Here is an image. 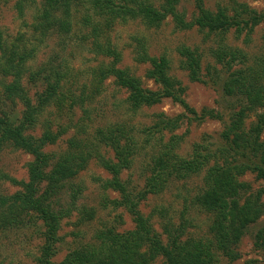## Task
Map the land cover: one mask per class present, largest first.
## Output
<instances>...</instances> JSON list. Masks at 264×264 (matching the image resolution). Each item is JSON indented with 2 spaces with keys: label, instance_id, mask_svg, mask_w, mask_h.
<instances>
[{
  "label": "trees",
  "instance_id": "trees-1",
  "mask_svg": "<svg viewBox=\"0 0 264 264\" xmlns=\"http://www.w3.org/2000/svg\"><path fill=\"white\" fill-rule=\"evenodd\" d=\"M31 2L36 7L34 31L39 39L55 35L66 47L77 31H83L80 42L87 43L90 52L102 60L99 67L91 71L92 86L113 78L129 93L132 115L170 98L184 109L188 118L218 120L223 124V131L216 147L210 149L197 144L191 158H182L175 153L181 137L172 135L168 142H164V132L172 133L178 129L183 116L169 118L160 114L147 128L143 126L135 131L125 124H110L95 131V142L73 135L67 140V148L59 155L48 152L49 147L61 143L75 130L64 125L54 131L51 123L41 120L51 105L67 100L70 92H66L68 74L54 63L33 68L30 63L35 60L36 47L5 48L0 32V103L17 102L24 108L18 123L8 117H0V147L9 143L33 158L28 167V181L21 183V190L11 196L0 197V231L40 222L44 228L43 245L37 264H155L159 259L163 264H220L219 257L231 263L239 260L237 244L248 227L264 215V190L253 188L244 179L249 175L264 181V54L257 62L248 65L246 54L241 49H232L225 39L230 31L242 34L248 28L253 30L263 25L264 15L246 3L235 2L231 10L201 8L197 24L223 42L213 55L226 70L223 94L234 102L229 104L225 113L206 108L197 113L184 99L181 84L169 76L165 58L150 56L145 43L138 41L136 60L150 65L148 76L160 88L157 91L146 89L129 70L120 67L121 53L109 36L111 27L118 22L139 20L147 26L158 27L171 18L178 27L184 28L188 23L178 10L180 0H162L160 5H154L150 0ZM19 11L22 14L23 7ZM180 54L190 78L201 81V56L198 52L183 48ZM27 76L29 81H43L45 86L33 99L23 84ZM83 94L84 90L80 99L75 94L71 95L72 104L82 102ZM39 125L44 127V131L36 137L31 132ZM140 134L144 138L141 144ZM103 146L113 153V159L100 153ZM141 151H146L149 156L147 177L143 190L136 192L122 174L133 167ZM91 160H97L110 175L102 187L119 195V199L107 201L108 204L125 208L133 217L135 227L126 232L105 228L97 232L94 244L73 250L56 263L53 259L61 221L72 212L84 191L75 179L86 170ZM201 172L204 191L197 201L214 215L212 238L182 240L185 231L180 228L168 229L170 238L164 242L154 231L150 217L141 212V203L149 194L163 192L168 181L188 179ZM68 192L67 198L72 202L65 208L59 205V199ZM254 245L264 249V229L256 233Z\"/></svg>",
  "mask_w": 264,
  "mask_h": 264
},
{
  "label": "rangeland",
  "instance_id": "rangeland-1",
  "mask_svg": "<svg viewBox=\"0 0 264 264\" xmlns=\"http://www.w3.org/2000/svg\"><path fill=\"white\" fill-rule=\"evenodd\" d=\"M150 1L154 5H160L162 0ZM235 2L246 3L264 15V0H180L178 10L188 23L184 28L178 27L171 18L158 27L147 26L139 20L115 23L110 29L109 36L121 53L120 67L129 70L131 75L141 81L144 88L160 90L148 76L150 65L136 60L137 43L141 41L145 43L150 56L163 57L168 61V74L184 88L183 97L191 108L197 113L205 108L225 113L226 108L234 100L223 94L226 70L213 55L215 50L222 47L223 42L207 29L201 28L197 24V19L201 8L211 11L219 7L231 10ZM22 7L23 13L20 14L19 10H22ZM35 12L36 7L31 0H0V32L4 47L10 49L16 46H19V49L36 47L35 60L30 63L33 68L54 63L59 70L68 74L66 92L69 90L70 92L67 100L62 104L51 105L41 120L51 123L54 131L64 125L74 127L75 130L65 136L61 143L49 147L48 152L59 155L67 148V140L73 135L95 142V131L110 124H125L127 127L135 128V131L143 126L147 128L154 123L156 119L154 117L160 114L169 118L183 116L178 129L172 133L164 132V142H168L172 135L181 137L175 150L180 157L191 158L193 148L197 144L210 149L217 146L218 138L223 131V124L218 120L208 118L197 121L188 118L184 109L170 98H164L156 106L142 108L132 115L128 101L129 93L119 87L113 78L104 80L101 85L92 86L91 71L99 67L102 60L90 52L87 43L80 42L83 31H77L76 36L66 47L60 44L59 38L55 35L49 34L39 39L38 33L34 31L37 24ZM263 36L264 24L253 30L248 28L242 34L230 31L225 43L232 49H241L250 65L264 54ZM183 48L195 50L201 56L199 70L201 81H193L189 71L185 69L184 59L180 54ZM1 77L0 71V81ZM23 84L32 99L45 87L43 81L32 82L28 76ZM83 90L82 102L72 104L71 95L75 94L80 99ZM23 110V106L17 102L0 103V117H8L14 123L21 120ZM80 127L83 130H80ZM43 131L44 127L39 125L31 133L38 137ZM140 137L141 144L144 138L141 134L138 135V138ZM147 151L149 154V150ZM100 153L113 159V153L104 146L101 147ZM148 158L146 151H141L136 156L133 167L122 174L129 187L136 192L144 188ZM32 160L31 155L9 143L0 147V197L11 196L21 190V183L28 181V167ZM202 177L203 172L188 179L170 180L163 192L149 194L141 203V212L150 217L154 231L164 242L170 238L168 229L174 231L183 228L185 232L182 240L200 241L212 238L214 215L203 209L197 201L204 191ZM109 178L110 175L98 161L91 160L86 170L75 179V183L80 184L84 191L74 204L72 212L61 221L54 262L59 263L73 250L94 244L97 232L105 228H114L119 232L134 229L135 223L131 214L125 208H115L107 202L119 199L116 192L102 187V183ZM244 179L253 188L264 190V181L256 180L254 176L249 175ZM69 194L68 192L59 199L60 206L67 208L72 202L67 198ZM262 202L264 203V194ZM261 229H264V215L248 227L237 244L236 251L241 258L231 263L226 258L219 257L220 264H264V249L254 245L255 235ZM43 230L41 223L37 222L24 228L0 231V264H37L43 245ZM155 264H163V261L159 259Z\"/></svg>",
  "mask_w": 264,
  "mask_h": 264
}]
</instances>
